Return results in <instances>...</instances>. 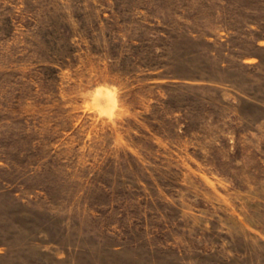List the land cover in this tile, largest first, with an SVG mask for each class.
<instances>
[{
  "label": "rangeland",
  "instance_id": "374dc122",
  "mask_svg": "<svg viewBox=\"0 0 264 264\" xmlns=\"http://www.w3.org/2000/svg\"><path fill=\"white\" fill-rule=\"evenodd\" d=\"M0 264H264V0H0Z\"/></svg>",
  "mask_w": 264,
  "mask_h": 264
}]
</instances>
